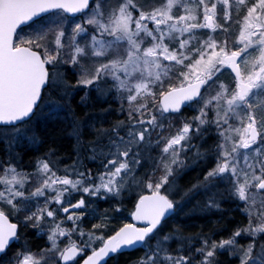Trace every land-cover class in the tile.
<instances>
[{
	"label": "snow or ice",
	"instance_id": "6c2138e0",
	"mask_svg": "<svg viewBox=\"0 0 264 264\" xmlns=\"http://www.w3.org/2000/svg\"><path fill=\"white\" fill-rule=\"evenodd\" d=\"M236 3L245 6L246 15L236 41L241 47L229 50L227 40L218 44L211 36L198 47L190 44L197 39L191 35L195 30L215 32L223 27L215 20L218 4L224 6L225 23L231 19V0H198L202 21L184 0H167L151 11L135 0H0V148L4 152L0 185L5 186L0 189V202L9 205L10 212L22 215L24 228L31 226L43 233V224L50 221L54 225L48 240L49 251L58 255L57 264H79L77 256L86 257L82 264H107L109 257L137 246L145 253L138 264H219V256L225 251L238 258L239 264H264V242L253 239L242 247L236 239L264 233V203L254 208L252 199L254 191L264 192V0ZM51 11L83 13L85 20L76 23L68 34L61 21L54 46L42 42L43 34L19 36L22 25ZM185 34H189L187 38H181ZM78 37L84 38L83 46ZM166 39L178 40V48L170 50ZM149 42L151 46L145 47ZM253 48L258 56L249 58L245 54ZM162 60L187 69L179 73V85L165 86L171 67ZM64 65L77 75L75 84L61 75L59 69ZM224 68L234 73L233 85L219 83L216 94L206 97ZM79 88L86 89L80 98L85 106L88 92L103 97L112 92L120 95V112L127 115V120L109 127L102 123L103 115L81 120L70 103ZM153 88L159 89L160 98L154 110L147 102L134 104L138 97L150 96L154 101ZM49 92L55 99L50 97L49 111L42 119L65 113L69 120L66 134L74 140L75 159L64 166L63 175H58L52 160L56 151L49 148L37 161V171L44 178L26 194L28 176L17 171L12 157L25 143H44L38 131L41 118L36 123L33 118ZM193 102L199 106L198 114L181 118L182 107ZM102 111L107 113L109 109ZM177 120L176 134L165 137V130ZM86 130L92 132V139L84 137ZM210 139L214 143L209 144ZM156 149L159 155L154 156ZM84 159L97 163L102 170L93 173L83 164ZM145 163L151 170L136 175ZM203 164L208 166L202 168L195 182L181 188L180 179ZM132 185L149 192L139 196L133 213L134 219L145 222V226L125 224L107 239L80 228L85 212L71 210H86V196L118 198ZM50 192L55 195H48ZM74 192L83 193L75 203L64 199ZM200 195L206 211L222 210L225 200L242 202L248 224L218 241L204 233L186 238L179 224L166 231L167 221L182 202ZM58 211L68 214L70 230L61 227L62 221L57 222ZM104 226L98 223L92 228ZM77 231L81 243L72 242L60 250L57 239ZM19 239L18 224L9 222V216L0 209V253ZM97 240L102 246L94 247ZM16 264L42 262L32 253L23 252L18 253Z\"/></svg>",
	"mask_w": 264,
	"mask_h": 264
},
{
	"label": "trees",
	"instance_id": "16d2710c",
	"mask_svg": "<svg viewBox=\"0 0 264 264\" xmlns=\"http://www.w3.org/2000/svg\"><path fill=\"white\" fill-rule=\"evenodd\" d=\"M144 1L149 2L152 0ZM239 7L237 8V11L239 12V16H241L244 12L245 6L241 5ZM231 15L236 16V10H232ZM45 19L46 18L32 24L23 31H31V29L36 28L37 25L40 24V22H43ZM231 27L232 30L237 29L236 23L232 24ZM196 38V42H193L190 47L199 46L203 40H208L209 36L205 32H199L196 35ZM212 38L216 39L214 37ZM217 40L220 41L219 43L223 41L221 38H218ZM173 45L177 46V42H175ZM180 69H183V67H180ZM64 73L67 78V82H73L75 79V74L69 70L68 67L64 68ZM232 78L233 76L231 75L230 71L224 70L216 80L218 83H230ZM82 93L83 92L81 91L75 92L70 101L72 109L75 110L76 115L81 120L88 119L93 114L103 115L104 119L102 123L105 127H109L117 121L124 120L123 115L125 114H121L120 112V95L112 92L107 97H103L98 96L96 92H88L87 105L85 106L80 103L81 96L85 95ZM49 94L50 92L44 96L42 103L51 100L50 97L55 99L54 96H50ZM126 106L127 105H125V107ZM103 109H109V111L104 113L102 111ZM47 113H43L40 107L36 117L33 118V123H36L37 118L41 114V119L38 123V131L44 143L40 144L39 146L25 143L16 149V154L12 157L14 164L19 167V169L25 170L28 173H31L34 169H36L35 163L45 156L49 148H55L56 156L52 157V159L55 161L58 160L61 163L69 161V163H71L75 157L74 140L72 137L66 134L69 130V120L65 116V113L61 111L59 116H50V118L47 120L42 119V117ZM186 115H189V111H187ZM84 137L90 140L93 138V134L91 131L86 130L84 132ZM41 155L43 156L41 157ZM2 158H4V152L2 148H0V160ZM84 161L86 163L85 165L88 168H91L93 173H99L101 171L97 163L89 162L88 159H84L83 162ZM207 166L208 165L206 164L199 165L195 170L188 172L180 179V186L182 188L190 187L195 178L201 174L202 168ZM145 172L147 173L149 171L146 170ZM139 192L140 191H138L137 194ZM136 197V194L132 195V192L130 194L127 192V195L122 194L118 198L110 196L106 200L98 198L93 200V203L95 204V211L98 213H104L113 219V223L110 225L109 230L104 231V239L112 236L122 225L130 221L132 214L131 211L136 202ZM117 207H119L120 211H116ZM221 207L222 210L213 213L211 218L188 215V213H185L187 211L178 213L176 217L167 221L166 231L171 230L173 225L179 224L182 226V235L186 238H194L197 237L198 234L204 233L211 234L212 238L218 241L222 237L228 238L235 230L242 229L247 225V216L241 210L240 206L234 205L231 200H225ZM7 213H9L10 216H13L10 211H7ZM23 236V240H25L26 243L31 245L34 249L43 248L42 250H46L48 248V240L38 237L34 230L27 229ZM195 243L196 246H199L198 242ZM240 243L241 239H239V244ZM173 247H175V245ZM16 249L17 245H12L10 252H14ZM144 254L143 248L132 252H124L108 260L107 264H138L139 259L144 256ZM219 264H239V260L236 257L230 256L228 252L225 251L219 256Z\"/></svg>",
	"mask_w": 264,
	"mask_h": 264
},
{
	"label": "rangeland",
	"instance_id": "374dc122",
	"mask_svg": "<svg viewBox=\"0 0 264 264\" xmlns=\"http://www.w3.org/2000/svg\"><path fill=\"white\" fill-rule=\"evenodd\" d=\"M135 2L138 3V6L143 5L147 8V10L151 11L153 7H162L164 4L167 3V0H152L149 2H145L144 0H135ZM184 2L186 4L187 8L189 10H191L194 15H197L198 21H202V9L198 6V0H184ZM231 4H232L231 12H232V10H236V16L231 15V19L228 20L227 23H225L224 18H223V7L224 6L222 4H218V6H217V15L215 17V20L217 23H219L223 27L218 28L215 32H213L210 29H198V30H195L194 33H192L191 35L196 37V35L199 32H205V33H207L208 36L216 38L215 40L218 44H221L223 41L227 40L229 50H234V49L241 47V45L237 44L236 41L239 38V33H240L241 27L244 23L243 17H244V15H246V8L244 9L243 14L241 16H239V12L237 11L238 10L237 8L241 5H238L236 3V0H231ZM173 12L176 13L175 8L173 9ZM179 14H185V13L183 11H180ZM84 20H85V15H83L81 18H78L76 20H71V19L67 18L66 16H64L62 13H56L53 16L44 20L43 22H40V24H38L36 28L31 29V31H28V30L24 31L20 37H22V38H33V37H36L37 34H43L45 36V41H42V42H50L54 46L55 35L61 30V28L58 26L61 24V21H62L63 30L65 31L66 34H68L71 32V29L74 27V25L76 23H83ZM234 23H236L237 29L232 30L231 25ZM150 27H151V25H150ZM225 28L227 29V31L224 30ZM188 35L189 34H185L181 38H187ZM218 38L223 39V41L221 43H219L220 41L217 40ZM77 39L79 41H81V45L83 46L84 42H85L84 38L78 37ZM148 40L150 41V38H148ZM196 40H194L193 42H196ZM175 42H177V46L173 45ZM165 43H167L169 45L170 50L174 47L178 48V40L174 41V42H169L166 39ZM90 46L91 45H89V47ZM144 46L145 47L151 46V43L150 42L146 43ZM217 50H219V49H217ZM65 51H67V49H65ZM245 55L248 56L249 58H251L252 56H258V51L254 48L249 49V53H247ZM244 58L245 57L242 56L241 60H243ZM161 62H162V64L169 65L171 67V71H169L167 76L165 77V81H166L165 86L167 87L168 83H171L172 85H179V82L181 79L179 77V73L181 71H187V69H185V68L180 69V67H183V66L179 65V64H175L174 62L163 61V60ZM241 66L243 67V64ZM65 67H68V66L67 65L62 66L59 69V71H60L61 75H63L66 78L65 73H64ZM224 70H228V68L222 69L221 72H219L217 74L215 79H217L223 73ZM76 80H77V75H75V79L73 80V82L68 81V83L69 84H75ZM217 83H218V81H217ZM221 83L227 84L229 86L233 85L234 76H233L232 80H230V83H226V82H221ZM152 90L156 94V98L154 101H153V98L150 96L147 97L146 99L138 97V101L134 102V104L147 102L149 104V107H152L154 110L155 106L159 105V99L160 98H159V89L153 88ZM218 90H219L218 85H214L213 88L209 89L208 93H206L205 95H206V97L210 98V96L215 95ZM77 91H81V92H83L82 94H85L86 89H84V88L75 89L74 93ZM49 95L54 96L52 93H50ZM50 104H51V100H49L48 102L42 103L41 109H42L43 113H47V110L49 111L48 106ZM126 107H131V105H127ZM198 107H199L198 105L192 106L190 109L189 115L182 116L181 118H189L190 119L191 117L196 116L198 114ZM41 114H42V112H41ZM41 114L39 115V117H41ZM123 117H124V120H127L126 114L123 115ZM173 123H174L173 127H171L170 129L167 128L165 130V133H164L165 137H170L171 136V135H169L170 132H173L174 135L176 134V129L179 127V120H177ZM155 136H156V134L153 133L154 138H155ZM238 138H239L238 136H234V139H238ZM208 143L212 144V143H214V140L210 139L208 141ZM153 155L154 156L159 155V149H156V151L153 152ZM2 159H4V158H2ZM74 159H75V157H74ZM53 161L55 162L54 163V169L57 170L58 175H63L64 174V172H63L64 166L65 165H71L73 162V161L72 162L70 161L71 163H69V161L68 162L64 161L65 163H61L58 160H56V161L53 160ZM89 162H92V161H89ZM12 163L14 164L13 161H12ZM83 164L84 165L86 164L85 161L83 162ZM146 170H148V171L151 170V165L148 163H145L144 166L139 170V172L136 173V175L143 176L146 173L145 172ZM17 171L22 172L24 175L28 176V180L25 183V188H24L26 194L28 192H30L31 190H34L35 187L39 186L42 179L44 178L43 174L37 171V168L31 172L33 174L28 173L25 170L19 169V167H17ZM158 174H160V173H158ZM0 175H3V173L0 172ZM9 178H10V176H9ZM130 180H131V178H129V182H130ZM4 187H5L4 185H0V189H3ZM56 187H59V186H56ZM133 191L134 192L140 191L141 193H149L146 189H141V188L137 187L136 185H132V187L129 188L128 190H126L125 192L131 193ZM47 194L48 195H55V192H50ZM81 195H83L82 192H74V193H72L71 196H65L64 199L67 201H70L71 203H75L77 200H79ZM138 195H140V193H138L137 196ZM85 199L89 205L86 210H84V209H72L71 211H74L77 213L84 211L85 216L83 217L82 221L79 222L80 228H82L85 232H95V234L97 236L102 235L104 237V234H105L104 231L109 230L110 225L113 223V219H112V217H110L104 213H98L97 211H95V209H94L95 204L93 203V200L95 198L90 197V196H86ZM252 199L255 201L253 207L254 208L259 207L262 203H264V192H255L254 191V195H253ZM203 202H204V197L202 195L196 196L193 199L185 200L182 202V205L180 207V211L181 212L187 211V212H185L186 214L188 213V215H195L198 212H200L201 210H203V207H202ZM223 202L224 201L221 202V206H222ZM231 202H233V204L236 206H240L241 208L243 207L242 202H240L238 200L237 201L231 200ZM31 206L32 205L30 204L29 207H31ZM52 206L55 207V205H52ZM0 209H7L9 211L10 206L4 204L3 202H0ZM215 212H219V211H212V213H215ZM12 214L22 224V220H23L22 215H20L19 213H16V212H12ZM67 215L68 214H65L63 212L58 211L57 212V222L62 221L61 227L64 228L65 230H70L72 227V222L68 221L66 219ZM98 223H102L105 226L102 228H99V229H93L92 225L98 224ZM247 224H248V217H247ZM53 226L54 225L50 221L43 224L42 225V227L44 228L43 233L40 231V229L32 228L31 226L24 228V230L28 229V230L37 231L39 235L44 236L48 240L49 230ZM236 239L238 241V244H239V239H241V243L239 245L242 247H246L249 243L252 242L253 239H256L258 242H264V233H260L256 237H252L249 235H242L241 237H237ZM48 242H49V240H48ZM72 242H75L77 245H79L81 243V238L78 234V231L77 232H70L69 235H66L64 237H59L57 239V246L60 250H65L70 245V243H72ZM195 242H198V241H194V243ZM101 245H102L101 242L99 240H97L94 244V247L101 246ZM27 247H28V244L26 243L25 240L20 242V245L18 247L19 250L14 253L15 254L14 256H12L8 259V262L6 264H16V259H17L18 253H22V251L26 252L25 248H27ZM50 248H51V243L49 242L48 248L46 250L44 249L42 252H40V251L37 253H33L31 251H28V252L32 253L34 255L35 259L41 260L42 264H56L57 260H58V255L56 252L49 251Z\"/></svg>",
	"mask_w": 264,
	"mask_h": 264
},
{
	"label": "flooded vegetation",
	"instance_id": "af4514ba",
	"mask_svg": "<svg viewBox=\"0 0 264 264\" xmlns=\"http://www.w3.org/2000/svg\"><path fill=\"white\" fill-rule=\"evenodd\" d=\"M50 16H52V15H50ZM50 16H48V17H50ZM83 15H80L79 17H77L76 19H78V18H81ZM48 17H46V19L48 18ZM76 19H73V20H76ZM44 21V20H43ZM194 105H196L195 104V102L192 104V106H194ZM192 106H187V107H185L184 109H182V116H185L186 114H187V111H189V113H190V109H191V107ZM37 113H38V111H37ZM181 116V117H182ZM170 135L172 136V135H174V133L173 132H170ZM43 155H41V157H42ZM44 158V157H43ZM35 165H36V168H37V162L35 163ZM198 167V166H197ZM102 170V169H101ZM197 178V177H196ZM196 178H195V180H196ZM195 180H194V182H195ZM180 182V181H179ZM193 182V183H194ZM192 185V184H191ZM190 185V186H191ZM182 188V187H181ZM140 193V195H144V194H147V193H141V192H139ZM130 194V193H129ZM134 194H136L137 195V192H132V195H134ZM123 195H127V192H124L123 193ZM140 195H138L137 197H136V203L134 204V206L133 207H135L136 206V204H137V201H138V198H139V196ZM130 196V195H129ZM177 198H179V197H177ZM135 209V208H134ZM134 209H132V211H131V219H130V222H132V215H133V212H134ZM3 210H5V213H6V215H8L9 216V220H10V222L11 223H17L18 224V226H19V228H20V239L18 240V242L17 241H14V242H12L11 243V245L9 246V248L6 250V252L5 253H0V264H6L7 262H8V259L10 258V257H12V256H14L15 254V252L16 251H18L19 249H18V247H19V245H20V242H22L23 241V234H25L26 233V230H24V227H23V225L15 218V216L13 215V216H10V214L9 213H7V209H3ZM178 213H181V211H180V207H178L177 209H176V212H175V215H173L170 219H172V218H174V217H176V215L178 214ZM11 214H12V212H11ZM169 219V220H170ZM35 232H37V231H35ZM36 235L38 236V237H42V238H44L45 240H46V238L44 237V236H42V235H39L38 234V232L36 233ZM12 245H17V249L14 251V252H10V248H11V246ZM48 246H49V244H48ZM43 248H39V249H34L31 245H28V247L27 248H25V250H26V252H28V251H31V252H33V253H37V252H42L43 250H42ZM128 252H132V251H128ZM22 253H23V251H22ZM113 258V257H112ZM77 261H79V264H80V262L82 261V257L81 258H79V259H77ZM57 264V263H56ZM60 264H62V262L60 261ZM70 264H73V263H70Z\"/></svg>",
	"mask_w": 264,
	"mask_h": 264
},
{
	"label": "water",
	"instance_id": "95a60500",
	"mask_svg": "<svg viewBox=\"0 0 264 264\" xmlns=\"http://www.w3.org/2000/svg\"><path fill=\"white\" fill-rule=\"evenodd\" d=\"M90 7H91V5H90ZM53 12H55V11H51V12H48V13L42 14L40 17L36 18L33 22H30L29 24H26V25H22L21 28L18 29V32H19L22 28H25V27L31 25L32 23L36 22L37 20H39V19H41V18H43V17H45V16H47V15L53 13ZM65 14H66L67 16H69V17H73V18H75V17H78L80 14H83V13H77V14L65 13ZM14 39H16V37H14ZM230 70H231V69H230ZM231 72H232V71H231ZM232 73H233V72H232ZM233 74H234V73H233ZM40 104H41V103H40ZM187 106H188V105L183 106L182 109H184V108L187 107ZM146 195H147V194H146ZM9 222H10V220H9ZM131 224L135 225L136 227H139V226L143 227V226H145V222H143V221H137V220L134 219V217H133V223H131ZM139 248H140L139 246H137L135 249H133V248H124L123 251L120 252V253H124V252H128V251H135V250H138ZM118 254H119V253H118ZM77 257H78V256H77ZM111 258H112V256L109 257V258L107 259V261L110 260ZM62 263H63V262H62ZM70 263H72V262H69V264H70ZM80 264H82V262H81Z\"/></svg>",
	"mask_w": 264,
	"mask_h": 264
},
{
	"label": "bare ground",
	"instance_id": "6f19581e",
	"mask_svg": "<svg viewBox=\"0 0 264 264\" xmlns=\"http://www.w3.org/2000/svg\"><path fill=\"white\" fill-rule=\"evenodd\" d=\"M136 203V202H135ZM137 203H138V201H137ZM137 205V204H136ZM136 209V206L135 207H133V209ZM135 209H134V212H135ZM133 212V213H134ZM213 213H212V211H206V210H201L200 212H198L197 214H195L196 216H201V217H207V218H211V215H212Z\"/></svg>",
	"mask_w": 264,
	"mask_h": 264
}]
</instances>
